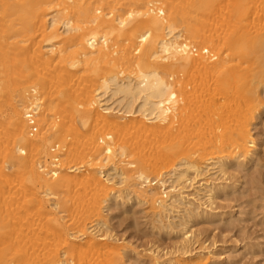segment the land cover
<instances>
[{
	"label": "bare ground",
	"instance_id": "1",
	"mask_svg": "<svg viewBox=\"0 0 264 264\" xmlns=\"http://www.w3.org/2000/svg\"><path fill=\"white\" fill-rule=\"evenodd\" d=\"M263 86L264 0H0V264H124L100 224L117 187L160 220L212 210ZM181 237L143 256L215 258Z\"/></svg>",
	"mask_w": 264,
	"mask_h": 264
},
{
	"label": "rangeland",
	"instance_id": "2",
	"mask_svg": "<svg viewBox=\"0 0 264 264\" xmlns=\"http://www.w3.org/2000/svg\"><path fill=\"white\" fill-rule=\"evenodd\" d=\"M261 90V110L252 125L256 152L251 159L229 164L227 175L216 173L211 176L216 181L214 187L217 191L212 210L202 208L201 212L199 209L196 212V209H190L192 207L181 208V213L167 215L170 221L160 220L148 204L134 200L127 204L126 199L123 200L127 189L117 187L116 193L120 196L117 201L114 195L109 197L101 210L100 224L106 225L101 229L109 231L125 246L124 264H155L153 259L143 255L151 250L161 256L173 253L182 243L181 236L186 231L196 237V247L214 251L216 256L210 264H264V86ZM190 175L194 176L193 173ZM38 208L24 213L20 224L30 223L32 217L37 222L41 213ZM187 209L193 210L191 215L185 212ZM7 213L5 209L0 216ZM43 240H46L44 235Z\"/></svg>",
	"mask_w": 264,
	"mask_h": 264
}]
</instances>
